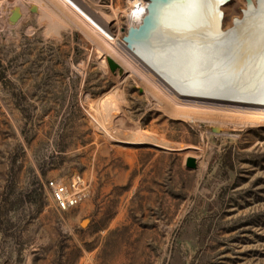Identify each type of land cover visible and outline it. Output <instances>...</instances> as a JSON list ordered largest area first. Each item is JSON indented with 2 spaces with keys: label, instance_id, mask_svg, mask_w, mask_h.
I'll use <instances>...</instances> for the list:
<instances>
[{
  "label": "rangeland",
  "instance_id": "1",
  "mask_svg": "<svg viewBox=\"0 0 264 264\" xmlns=\"http://www.w3.org/2000/svg\"><path fill=\"white\" fill-rule=\"evenodd\" d=\"M79 1L110 37L62 27L36 0H0V264H264V123L177 115L105 51L124 47L146 1ZM221 1L230 35L250 10ZM49 181L81 202L59 210Z\"/></svg>",
  "mask_w": 264,
  "mask_h": 264
},
{
  "label": "bare ground",
  "instance_id": "2",
  "mask_svg": "<svg viewBox=\"0 0 264 264\" xmlns=\"http://www.w3.org/2000/svg\"><path fill=\"white\" fill-rule=\"evenodd\" d=\"M227 2L222 0L221 4ZM258 2L257 8L253 9V4L247 6L249 16L237 24L235 32L223 35L216 16L217 0H151L136 43L171 87L125 47L115 52L108 47L105 51L117 55V59L121 55L118 61L126 68L136 65L137 77L151 80L152 84L147 86L165 100L171 99L172 105L179 109L176 112L179 116L217 109L264 123V11ZM35 3L62 27L73 25L90 40L102 41L111 36L104 22H98L101 35L77 13L97 18L79 0H36ZM142 11L130 5V13L136 19ZM212 98L244 104L211 101Z\"/></svg>",
  "mask_w": 264,
  "mask_h": 264
},
{
  "label": "water",
  "instance_id": "3",
  "mask_svg": "<svg viewBox=\"0 0 264 264\" xmlns=\"http://www.w3.org/2000/svg\"><path fill=\"white\" fill-rule=\"evenodd\" d=\"M146 5V11L147 14L149 12V5L151 3V0H145ZM245 6H251L252 0H244ZM241 16L243 15V10L240 11ZM146 16L143 18L141 24L139 26H135L134 23H130L126 28L125 35L121 38V44L136 58L142 65H144L145 68L149 69L158 79H160L165 85L168 87H171V83L169 80L164 76L163 73H161L159 70H155L154 67L151 65V60H147L145 57L146 55L141 52L138 49V45L136 43L137 37H139L140 28L143 26V23L145 21ZM239 22V18H233L231 25H235ZM140 29V30H139ZM211 101H217V102H223V103H238V104H244V102L239 101H231L224 98H212ZM215 131V130H213ZM185 166L187 169L194 170L197 168V160L195 158L189 157L186 159Z\"/></svg>",
  "mask_w": 264,
  "mask_h": 264
},
{
  "label": "built area",
  "instance_id": "4",
  "mask_svg": "<svg viewBox=\"0 0 264 264\" xmlns=\"http://www.w3.org/2000/svg\"><path fill=\"white\" fill-rule=\"evenodd\" d=\"M47 187L51 190L57 208L62 211L77 206L83 198L82 193L78 191L70 193L64 185L53 181H49Z\"/></svg>",
  "mask_w": 264,
  "mask_h": 264
},
{
  "label": "snow or ice",
  "instance_id": "5",
  "mask_svg": "<svg viewBox=\"0 0 264 264\" xmlns=\"http://www.w3.org/2000/svg\"><path fill=\"white\" fill-rule=\"evenodd\" d=\"M181 2H182V0H181ZM260 4H261L262 11H264V0H260Z\"/></svg>",
  "mask_w": 264,
  "mask_h": 264
},
{
  "label": "trees",
  "instance_id": "6",
  "mask_svg": "<svg viewBox=\"0 0 264 264\" xmlns=\"http://www.w3.org/2000/svg\"><path fill=\"white\" fill-rule=\"evenodd\" d=\"M229 166H230V168H232L231 165H229Z\"/></svg>",
  "mask_w": 264,
  "mask_h": 264
}]
</instances>
